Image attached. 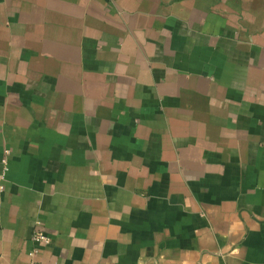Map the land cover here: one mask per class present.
<instances>
[{
    "label": "crops",
    "instance_id": "0c3cea01",
    "mask_svg": "<svg viewBox=\"0 0 264 264\" xmlns=\"http://www.w3.org/2000/svg\"><path fill=\"white\" fill-rule=\"evenodd\" d=\"M5 167L0 264H264V0H0Z\"/></svg>",
    "mask_w": 264,
    "mask_h": 264
},
{
    "label": "built area",
    "instance_id": "2783aa9c",
    "mask_svg": "<svg viewBox=\"0 0 264 264\" xmlns=\"http://www.w3.org/2000/svg\"><path fill=\"white\" fill-rule=\"evenodd\" d=\"M7 170V167L4 168V172L1 173L0 175V179L3 180L4 179V174ZM0 189H2V186L0 185ZM32 239L36 242H41V243H47L48 242V238L47 236L41 232V231H37L35 232V234L33 235Z\"/></svg>",
    "mask_w": 264,
    "mask_h": 264
}]
</instances>
